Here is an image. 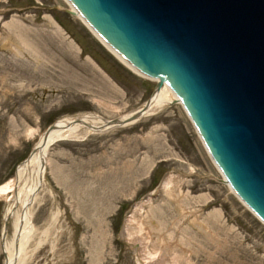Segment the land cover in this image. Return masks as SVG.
<instances>
[{
    "label": "rangeland",
    "instance_id": "obj_1",
    "mask_svg": "<svg viewBox=\"0 0 264 264\" xmlns=\"http://www.w3.org/2000/svg\"><path fill=\"white\" fill-rule=\"evenodd\" d=\"M0 36V188L59 119L123 117L158 85L114 55L66 0H0ZM48 161L53 193L33 210L26 264H136L119 234L127 215L141 217L139 206L153 210L158 235L148 249L158 264H264V224L224 182L179 101L133 125L56 142ZM168 175L174 197L162 187L150 209L142 201ZM6 206L0 195V264Z\"/></svg>",
    "mask_w": 264,
    "mask_h": 264
},
{
    "label": "water",
    "instance_id": "obj_2",
    "mask_svg": "<svg viewBox=\"0 0 264 264\" xmlns=\"http://www.w3.org/2000/svg\"><path fill=\"white\" fill-rule=\"evenodd\" d=\"M67 1L133 69L159 81L153 95L171 88L227 183L264 222V0ZM150 102L110 124L141 120ZM8 225L4 218L2 236Z\"/></svg>",
    "mask_w": 264,
    "mask_h": 264
},
{
    "label": "bare ground",
    "instance_id": "obj_3",
    "mask_svg": "<svg viewBox=\"0 0 264 264\" xmlns=\"http://www.w3.org/2000/svg\"><path fill=\"white\" fill-rule=\"evenodd\" d=\"M67 2L71 6V13L76 15L91 30L96 38L99 39L114 55L133 69L129 63L113 51L96 34V32L93 31V29L86 23L72 4L69 1ZM6 40L8 42H12V36L7 35ZM5 46H7V44ZM133 70L140 74L137 70ZM151 80L157 82V84L159 83L156 79ZM149 100H151V102L148 109L144 112L145 115L143 117L153 115L159 110L178 102L179 98L165 83L158 89L155 95H152ZM146 103L136 111L126 114L120 118L126 119L135 112L142 110ZM110 123L111 122L106 118L93 112L65 116L59 119L54 123L55 128L50 131L46 130V132L43 133L37 141L35 148L32 150L27 159L17 166L14 177L0 188V195L6 199L7 202L4 218L9 220L12 231V234L9 235L7 228V232L5 231L6 236H1L2 252L6 254L5 262H7V264H26L28 259L31 257V254L28 252V248L33 241L36 230L33 223V210L42 202V199L45 196L44 193H53L46 179V163L49 162L48 158L50 148L59 141L82 140L90 135L104 134L116 128L133 125L136 122L129 123L125 126H116ZM37 132L38 129H32L29 135ZM185 176L188 177L190 175ZM224 182H226V180H224ZM162 187L165 190H168L167 194L171 199L174 197V194L171 192L174 189L172 188V176L168 175V177H166V179H164V181L142 201L143 203L148 204L150 209L154 208L152 200ZM152 211L153 210H151V212ZM151 212L149 209L144 210L139 206L137 214H142L141 217L138 218L135 211L131 215H127V222L124 226L122 225L121 232L119 234L120 241L136 250V264H158L159 262L158 252L148 249L151 246L154 237L158 235V233L149 227V222L156 223V221L152 219L153 213L151 214ZM134 224H136V227H133ZM131 229L133 230L132 232ZM3 232L4 225L2 235ZM125 232L128 235L126 242L123 241ZM135 240L138 242H135ZM155 241L160 243L157 239ZM161 241L163 240L161 239Z\"/></svg>",
    "mask_w": 264,
    "mask_h": 264
}]
</instances>
